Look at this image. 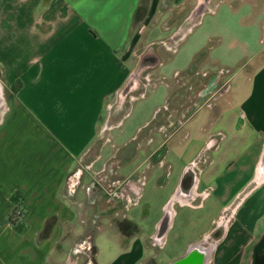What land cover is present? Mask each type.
Segmentation results:
<instances>
[{
	"label": "crops",
	"instance_id": "obj_1",
	"mask_svg": "<svg viewBox=\"0 0 264 264\" xmlns=\"http://www.w3.org/2000/svg\"><path fill=\"white\" fill-rule=\"evenodd\" d=\"M164 1L0 0V84L5 89L2 97L0 92V264L73 261L72 250L83 241L79 192L84 191L76 195L64 180L91 146L105 101L126 82L133 20L143 17L148 4ZM256 1L228 0L218 12L220 1L208 7L206 19V11L197 8L183 15L190 22L160 70L176 79L196 66L210 78L209 85L225 89L204 108L196 107L198 93L185 110L176 111L184 133L170 141L158 161L166 163L164 180L144 181L141 205L127 208L123 216L138 232L120 234L109 227L106 259L99 257L94 236L95 264H135L152 234V240L163 235L165 242L164 208L172 196L176 201L200 196L198 203H187L191 209L208 203L210 210H229L223 224L212 226L221 223V230L211 239L205 264H264V172L257 179V168L264 164V3L256 34L247 27ZM180 50L182 58L175 63ZM161 87V95L144 98L131 111L132 133L146 127L155 106L166 102L170 88ZM172 174L168 198L151 218L152 193L145 188L152 185L160 193ZM15 192L22 199V232L7 221ZM51 216L54 221L39 237ZM183 254L168 256L173 258L169 263Z\"/></svg>",
	"mask_w": 264,
	"mask_h": 264
},
{
	"label": "rangeland",
	"instance_id": "obj_2",
	"mask_svg": "<svg viewBox=\"0 0 264 264\" xmlns=\"http://www.w3.org/2000/svg\"><path fill=\"white\" fill-rule=\"evenodd\" d=\"M220 1L223 0H165L163 4H148L143 17L138 19V16L133 20L126 42V48L129 50L126 60V82L105 101L91 146L86 154L75 163L74 168L64 180L67 189L76 190V195H78V191H84V193L79 192L81 193L80 198L83 199V201L81 200L83 204L80 206L81 217L84 220L80 237L83 240L81 242L83 246L74 248V250L78 248L76 253L78 264H95L93 258L91 259L94 236L95 244L99 249V257L107 258L106 254L110 244L108 242L111 239L109 227L117 229L120 234L129 230L135 234L138 232V228L127 225L126 217L123 216L127 208L141 205L143 198L140 200L138 198L144 181L154 178L152 180L157 184L164 180L166 163L159 165L158 161L163 155L164 148L171 143L170 141L184 133L183 125L179 121L181 116L176 111L185 110L198 93L202 96L197 100L196 107L204 108L212 102L219 90L225 89V87L216 89L217 86H211L210 78L203 77L199 73L200 69L196 66L191 70L186 69V71L180 72L176 79H173V76H166L159 68L160 63L165 64L164 61L173 54L176 45L175 39L182 35L188 26L187 23L190 22V20H184L183 15L187 14L191 8H197L199 12L206 11V19L210 15V12L207 11L208 7L213 9L215 4ZM227 1L224 0L223 4H218V12L225 8ZM262 3L264 0L256 1V7L253 8L256 15L260 13ZM255 14L250 15L247 19V23H249L247 27L254 34H256L255 30L259 29L261 17V15L255 16ZM226 27L231 28L232 26L226 25ZM179 28L182 31H178ZM252 36L247 37L248 44L251 43ZM262 37L264 38V34ZM174 58L176 59L175 63H180L181 50L174 54ZM194 71H198L197 74H194ZM165 84L170 88L166 102L155 106L153 118L150 119L146 127L134 132L135 139L131 140L130 137L134 134L132 126L130 127L133 124L130 121L132 119L131 111L144 98L161 95L163 93L161 85ZM206 84L211 85L207 88ZM4 90L0 84L1 97L5 93ZM155 100L153 99V102ZM162 107H167V111ZM3 109V99L0 98V118ZM197 118L198 116H196ZM170 135L172 137L168 138ZM174 153L176 152L172 148L169 154L173 155ZM174 167L173 163L172 171ZM96 181L100 183L97 184ZM174 182L172 174L169 184L163 187L160 193L159 189L157 190L152 185L145 188L147 191L151 189L152 193L150 198V205L153 208L150 212L151 218L159 213L156 210L157 206L168 198ZM153 191L156 194H153ZM125 194L131 198L130 203L126 202ZM148 195L146 196L148 197ZM172 197L171 220L165 218L169 222L166 228L169 229L165 242L163 235L157 241L152 240L150 238L152 234L144 241L143 254L135 264H167L173 259L169 257L180 253L185 254L193 244L201 243L202 246L208 247L212 242L211 239L221 230V223L223 224L228 218L229 210L216 212L217 210L208 208V203L204 208H189L187 203H198L200 196L194 197L193 200L183 201H176L174 196ZM169 201L170 199L165 205V211ZM180 202L185 205H180ZM217 222H221L220 225L214 226L212 229V226ZM151 230L150 228V233H152ZM164 232L166 233V230ZM202 232H204L203 235H201Z\"/></svg>",
	"mask_w": 264,
	"mask_h": 264
},
{
	"label": "trees",
	"instance_id": "obj_3",
	"mask_svg": "<svg viewBox=\"0 0 264 264\" xmlns=\"http://www.w3.org/2000/svg\"><path fill=\"white\" fill-rule=\"evenodd\" d=\"M10 199L12 202V209L7 215V221L15 231L22 232L25 229V224L21 220L22 211H23L22 207H21V200H22L21 196L18 192H15L11 195ZM18 208H20L21 211L19 212V214H15V211ZM53 221H54L53 216H51L45 220L43 228H42L41 232L39 233V237H43L44 235H46V232L48 231V229H49V227ZM91 253H92V255L94 253L93 246H92ZM92 255H91V259L93 258Z\"/></svg>",
	"mask_w": 264,
	"mask_h": 264
},
{
	"label": "bare ground",
	"instance_id": "obj_4",
	"mask_svg": "<svg viewBox=\"0 0 264 264\" xmlns=\"http://www.w3.org/2000/svg\"><path fill=\"white\" fill-rule=\"evenodd\" d=\"M263 172H264V164L259 165L257 168V179L262 175ZM171 215L172 212L168 207L165 211V218L170 219ZM165 222L167 223L168 221ZM209 249H210L209 247L202 246L201 243H196L191 245L187 252V256H190L189 257L190 259L187 260L185 264H199V262L200 263L205 262L208 257Z\"/></svg>",
	"mask_w": 264,
	"mask_h": 264
},
{
	"label": "built area",
	"instance_id": "obj_5",
	"mask_svg": "<svg viewBox=\"0 0 264 264\" xmlns=\"http://www.w3.org/2000/svg\"><path fill=\"white\" fill-rule=\"evenodd\" d=\"M96 183L99 184L100 182H99V181H98V182L96 181ZM113 183H114V182H113ZM125 200H126L127 203H130V202L132 201L131 198H130L127 194H125ZM20 211H21L20 208H18V209L15 211V214H19ZM82 246H83V244H80V245L78 246V248H80V247H82ZM78 248L75 249V250L73 251V253H74V257L72 258L73 261L71 262V264H76V260H77L76 253H77V251H78Z\"/></svg>",
	"mask_w": 264,
	"mask_h": 264
},
{
	"label": "water",
	"instance_id": "obj_6",
	"mask_svg": "<svg viewBox=\"0 0 264 264\" xmlns=\"http://www.w3.org/2000/svg\"><path fill=\"white\" fill-rule=\"evenodd\" d=\"M187 252H188V250H187ZM187 252L183 256H181L180 258L172 261L169 264H185L187 262V260L190 259L189 258L190 256H187ZM199 264H203V262L202 263L199 262Z\"/></svg>",
	"mask_w": 264,
	"mask_h": 264
},
{
	"label": "flooded vegetation",
	"instance_id": "obj_7",
	"mask_svg": "<svg viewBox=\"0 0 264 264\" xmlns=\"http://www.w3.org/2000/svg\"><path fill=\"white\" fill-rule=\"evenodd\" d=\"M187 183H189V182H187ZM174 197H175V196H174ZM176 198H177V197H176ZM177 199H178V198H177ZM172 200H173V199H171V200L169 201L168 207H170Z\"/></svg>",
	"mask_w": 264,
	"mask_h": 264
}]
</instances>
